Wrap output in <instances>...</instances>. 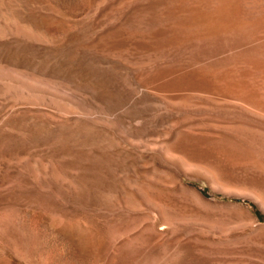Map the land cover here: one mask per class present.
I'll return each instance as SVG.
<instances>
[{
	"label": "rangeland",
	"instance_id": "374dc122",
	"mask_svg": "<svg viewBox=\"0 0 264 264\" xmlns=\"http://www.w3.org/2000/svg\"><path fill=\"white\" fill-rule=\"evenodd\" d=\"M0 264H264V0H0Z\"/></svg>",
	"mask_w": 264,
	"mask_h": 264
}]
</instances>
